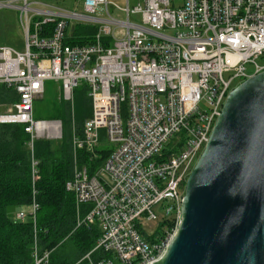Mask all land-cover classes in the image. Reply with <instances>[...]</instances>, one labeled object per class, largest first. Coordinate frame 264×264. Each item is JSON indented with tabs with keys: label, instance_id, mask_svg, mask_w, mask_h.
Here are the masks:
<instances>
[{
	"label": "built area",
	"instance_id": "2783aa9c",
	"mask_svg": "<svg viewBox=\"0 0 264 264\" xmlns=\"http://www.w3.org/2000/svg\"><path fill=\"white\" fill-rule=\"evenodd\" d=\"M54 1L63 0L0 1V9L18 11L25 36L23 51L0 46V84L19 97L0 113V125H23L31 150L34 140L59 141L61 121L34 119V102L47 81L60 83L66 103L84 83L92 112L82 136L73 133V176L65 185L75 200V229L97 225L100 232L84 258L154 264L175 234L186 180L233 83L264 71L257 64L264 0H70L81 11ZM76 28L94 30L92 42L68 45ZM103 149L110 152L93 172L78 164L77 151L95 160ZM37 166L31 159L29 210L12 219L33 225L30 264H51L36 229ZM154 207L165 223L158 233L147 228L158 220Z\"/></svg>",
	"mask_w": 264,
	"mask_h": 264
},
{
	"label": "water",
	"instance_id": "95a60500",
	"mask_svg": "<svg viewBox=\"0 0 264 264\" xmlns=\"http://www.w3.org/2000/svg\"><path fill=\"white\" fill-rule=\"evenodd\" d=\"M154 264H264V71L229 92Z\"/></svg>",
	"mask_w": 264,
	"mask_h": 264
},
{
	"label": "trees",
	"instance_id": "16d2710c",
	"mask_svg": "<svg viewBox=\"0 0 264 264\" xmlns=\"http://www.w3.org/2000/svg\"><path fill=\"white\" fill-rule=\"evenodd\" d=\"M54 26H45V32H52ZM92 29L76 28L73 37L67 40L71 46H83L92 42ZM16 91L0 84V105L11 106L18 101ZM73 109L66 102H56L51 108L50 120H60L63 136L59 141L34 140L29 148L30 135L23 125H0V264H30L33 242V225L30 221L14 222L3 210L28 211L31 204V159L38 162V180L35 184L39 210L36 215V229L41 247L50 250L51 264H76L95 246L99 237L97 225L75 229L76 207L72 193L65 185L73 176L74 154L72 137L82 136L85 121L91 116V103L87 87L82 83L73 91ZM7 108V107H6ZM109 150L97 151L95 160L82 151L76 152L79 165L87 166L93 172L109 154ZM84 207L82 214L87 212ZM165 223L160 224L162 230ZM173 228V224L169 225ZM157 230V233L160 231ZM75 239L77 253L71 256L58 254L66 239ZM154 241V237H148ZM93 258L100 256L93 255ZM85 263L83 260L79 264Z\"/></svg>",
	"mask_w": 264,
	"mask_h": 264
},
{
	"label": "rangeland",
	"instance_id": "374dc122",
	"mask_svg": "<svg viewBox=\"0 0 264 264\" xmlns=\"http://www.w3.org/2000/svg\"><path fill=\"white\" fill-rule=\"evenodd\" d=\"M52 4L58 8L66 9L69 11H74V10L81 11V6L75 4L73 1H70V0L54 1L52 2ZM119 5L121 7H125V4L123 2H119ZM18 15L19 13L16 10L0 9V42L4 41L3 42L4 44L6 45L9 44L10 47H13L19 51H23L25 36L22 30V27L20 25V21L18 19ZM5 29H7V32H8L7 33L8 34L7 43L2 38L6 34ZM257 64L264 66V53L258 58ZM253 71L254 69L251 65L246 66L247 74L251 75ZM239 84H240V81H235L232 85V89H234ZM56 102H64L61 99L60 83L55 82V81H47L45 83V93L43 94L42 97H40L34 102V119L50 120L51 118L50 116L52 113L51 108H52V105ZM69 104L71 105V109H73L72 107L73 102ZM9 109H10V106L8 108V106L0 105V113L5 112L6 110H9ZM72 130H73V133H75L74 126L72 127ZM62 136H63V125H62ZM16 212H17L16 210H12L11 213L8 214V217L13 218ZM153 212L156 214L158 220L147 224L148 232L150 233H154V232H157V230H160V221H161L162 214L160 213L157 207L153 208ZM75 242L76 241L73 238L66 239L64 243L59 247L58 254L62 256L73 257V255H75L78 251ZM84 257L80 261H78L76 264H79L83 260H85ZM83 264H88L87 260H85V263Z\"/></svg>",
	"mask_w": 264,
	"mask_h": 264
},
{
	"label": "crops",
	"instance_id": "0c3cea01",
	"mask_svg": "<svg viewBox=\"0 0 264 264\" xmlns=\"http://www.w3.org/2000/svg\"><path fill=\"white\" fill-rule=\"evenodd\" d=\"M18 19H19V15H18ZM5 32H6V34L4 35L5 37L3 36L2 38H3V39L5 40V42L7 43V42H8V40H7V39H8V34H7L8 32H7V29H5ZM3 42H4V41H3ZM3 42H0V46H7V47H10L9 44L6 45V44H4ZM12 48H13V47H12ZM4 212H5L6 214H9V213H11V210L9 211L8 209H5V210L2 211V213H4Z\"/></svg>",
	"mask_w": 264,
	"mask_h": 264
}]
</instances>
